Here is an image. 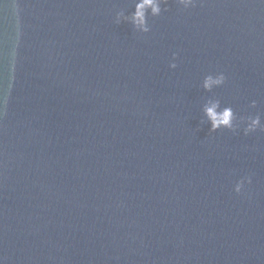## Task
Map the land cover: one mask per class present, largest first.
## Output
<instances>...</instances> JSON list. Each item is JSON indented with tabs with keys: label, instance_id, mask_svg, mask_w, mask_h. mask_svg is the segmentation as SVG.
Returning <instances> with one entry per match:
<instances>
[{
	"label": "water",
	"instance_id": "95a60500",
	"mask_svg": "<svg viewBox=\"0 0 264 264\" xmlns=\"http://www.w3.org/2000/svg\"><path fill=\"white\" fill-rule=\"evenodd\" d=\"M138 2L0 0V264H264V0Z\"/></svg>",
	"mask_w": 264,
	"mask_h": 264
},
{
	"label": "clouds",
	"instance_id": "9594fccd",
	"mask_svg": "<svg viewBox=\"0 0 264 264\" xmlns=\"http://www.w3.org/2000/svg\"><path fill=\"white\" fill-rule=\"evenodd\" d=\"M184 8L195 6L196 0H181ZM161 0H139L136 4L135 11L131 14L133 25L142 33L151 31L148 25L149 10L151 14H158L161 11ZM120 15H123L122 13ZM227 77L224 72L209 74L204 79V87L211 90L214 86L223 85ZM206 116L210 122V130L216 131L219 128L233 129L237 117L231 107L221 108L218 101L210 102L205 108ZM238 126L243 127L245 135L264 129L259 116L241 119ZM245 180L251 183V176L244 177L235 184V191L240 193L245 186Z\"/></svg>",
	"mask_w": 264,
	"mask_h": 264
}]
</instances>
